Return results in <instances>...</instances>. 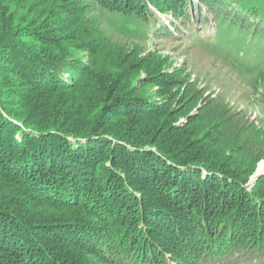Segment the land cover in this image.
<instances>
[{
    "label": "trees",
    "instance_id": "1",
    "mask_svg": "<svg viewBox=\"0 0 264 264\" xmlns=\"http://www.w3.org/2000/svg\"><path fill=\"white\" fill-rule=\"evenodd\" d=\"M34 2L0 0V264H264V178L245 186L263 149L244 122L209 103L189 127H161L165 113L111 77H130L134 62L92 60L80 73L68 11L46 0L26 17ZM97 2L146 24L157 19L149 4L170 14L171 26L154 24L168 38H184L190 20L260 31L223 0H199L196 16L191 0Z\"/></svg>",
    "mask_w": 264,
    "mask_h": 264
},
{
    "label": "rangeland",
    "instance_id": "2",
    "mask_svg": "<svg viewBox=\"0 0 264 264\" xmlns=\"http://www.w3.org/2000/svg\"><path fill=\"white\" fill-rule=\"evenodd\" d=\"M44 1L36 0L34 6L26 10L25 16H30ZM223 1L247 12L259 24L260 31L254 32L252 28L244 30L228 21L214 24L211 20L192 26L190 20L186 22L188 29L185 37L176 39L156 35L154 24L160 21L171 26L173 17L159 13L150 4V8L157 13V19L148 24L133 16L110 12L97 0H57L54 10L68 11L61 19L70 25L72 38L79 36L77 42L80 45L76 43L70 52L71 58L82 68L80 73L92 60L105 66L114 57L116 64L123 59L134 62L130 77L125 78L118 69L110 71L111 77L116 85L127 81V86L133 89L128 96L132 100L137 98L141 108L149 107L165 113L167 121L161 127H189L191 118L209 103L244 122L250 137L263 149V156L247 176L245 186L250 188L259 178H264V171L257 170L264 159V0ZM74 2L84 8L83 18L79 10L70 9L69 4ZM198 4L199 0H191L190 11L194 16L198 12ZM62 76L68 80L70 73L65 71ZM121 88L123 85L117 86L118 90ZM121 110L124 117L141 114L127 106ZM205 135H200L198 139ZM102 137L113 141L112 144L126 145L125 141L115 140L110 135ZM16 138L21 140L19 133ZM151 150L154 148L151 147ZM110 155L107 151L105 165L124 177L110 162ZM163 220L158 222V227ZM143 226L140 223L139 227ZM87 259L90 264H106L96 257L87 256Z\"/></svg>",
    "mask_w": 264,
    "mask_h": 264
},
{
    "label": "bare ground",
    "instance_id": "3",
    "mask_svg": "<svg viewBox=\"0 0 264 264\" xmlns=\"http://www.w3.org/2000/svg\"><path fill=\"white\" fill-rule=\"evenodd\" d=\"M257 170H258V172L264 171V159L261 160V162L259 163Z\"/></svg>",
    "mask_w": 264,
    "mask_h": 264
}]
</instances>
